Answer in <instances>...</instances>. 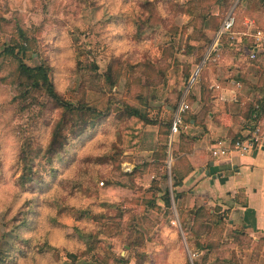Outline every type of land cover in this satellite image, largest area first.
<instances>
[{
  "label": "rangeland",
  "instance_id": "1",
  "mask_svg": "<svg viewBox=\"0 0 264 264\" xmlns=\"http://www.w3.org/2000/svg\"><path fill=\"white\" fill-rule=\"evenodd\" d=\"M208 4L207 0H0V43L19 40L22 28L35 54L26 64L33 67L45 60L57 92L73 103L88 102L102 110L108 106L119 110L127 103L143 108L151 119L164 120L172 114L175 118L186 96L192 112V88L196 83L200 90L202 84L210 86L213 67L230 64L234 56L246 67L251 64L249 52L241 54L236 44L205 63L212 44L206 47L205 36L212 34V20H203ZM257 15L263 27L264 15ZM240 16L233 40L245 38V16ZM16 67L12 60L0 62V264H120V259L129 264H194L201 256L189 250L177 210L187 209L186 205L175 204L168 215L161 200L157 203L164 211L159 212L137 203L151 197L147 191L153 186L152 177L162 190L172 192L171 136L165 166L150 162L159 150V138L152 156L143 155L147 131L151 127L159 131L156 126H143L139 147L129 148L125 135L131 120L111 113L86 134L71 139L52 166L46 167L37 156L40 183L26 189L17 184L20 149L47 148L59 111L49 104L42 115L43 106L19 98ZM110 68L118 72L113 88L105 77ZM261 80L264 88L263 76ZM251 97L239 99L242 112L247 102H255ZM119 207L125 211L122 219ZM228 221L222 235L215 230L206 239L222 245L208 264L229 260L233 254L243 264L248 250L262 251L248 235L236 245L244 230L230 231ZM78 231L94 238L81 237ZM130 242L138 246L131 249ZM44 244L52 249L42 251Z\"/></svg>",
  "mask_w": 264,
  "mask_h": 264
},
{
  "label": "trees",
  "instance_id": "2",
  "mask_svg": "<svg viewBox=\"0 0 264 264\" xmlns=\"http://www.w3.org/2000/svg\"><path fill=\"white\" fill-rule=\"evenodd\" d=\"M209 1V9L206 12L205 16H203V20L211 19L212 26L210 36H205L206 47H208L214 40L216 33L219 31L221 24L220 17L226 15L233 8V0H207ZM205 6L206 3L201 4ZM258 5L260 10H258V14L264 13V0H246L245 6L239 4L235 9V17H236V25L231 31V34H225L220 38V49L223 51L226 48H231V45L236 44L237 48H239L240 53H244V45L249 44L245 38L241 40H233L231 37L234 34L235 28L238 24V17H241V13L243 15L252 8ZM244 8V9H243ZM262 9V10H261ZM239 15V16H238ZM253 17V16H251ZM223 18V19H224ZM259 18V17H257ZM256 18V24L258 25V29L264 31V27H260V19ZM244 28V27H243ZM246 29V28H245ZM19 32V40H12L11 43H0V62L5 60H12L17 64L16 67V86L20 90L19 98H23L27 100L28 98L33 101V105L36 104L38 106H43L42 109L44 111L39 112L40 114H44L47 108V105L53 106L54 109L59 111V118L55 122L52 132H51V140L49 145L45 149H40L36 152L35 149L31 148L30 145H23L20 149L17 165L19 168V175L17 176V184L26 189L28 186L33 185L35 183H40L42 179L41 170L35 169V161L36 157H42L43 162L46 164L45 166H52L54 160L59 158L62 153L67 149L69 142L71 139L80 137L86 134L89 130L95 128L99 122L103 119L108 118L111 113H118L122 116H126L131 120L129 127L126 130L125 135V144L129 148L137 149L141 140V128L143 126H156L159 128V150L154 154V166H165V162L168 157V147L170 140V132L172 126V116L170 118H166L164 120L160 119H151L149 114L143 110V108L131 105V104H123L122 108L114 109L111 106H108L106 110L99 109L95 105H91L88 102H78L73 103L67 99H65L62 95H60L55 87V84L52 80V68L45 61L41 60V63L36 66H29L26 64V60L33 59L34 52L30 50L29 47V37L26 35L22 28L18 29ZM212 35V36H211ZM236 41V42H234ZM28 44V45H27ZM251 45V44H250ZM243 47V48H242ZM252 47V46H250ZM259 54V53H258ZM258 54L256 58L258 57ZM255 58V59H256ZM207 66V65H206ZM93 69L96 71L97 67L94 65ZM159 74L164 75V71L160 70ZM106 81L110 85L111 88L116 86V80L118 78V72L113 71L110 68L108 73L105 75ZM189 78V74H187L184 80L187 81ZM211 88L210 86L203 85L201 89V97L202 103H205V108L209 111L212 107L211 105ZM37 97L43 99V101L37 100ZM181 98V94L177 95V101L173 106V111L176 110L178 101ZM30 108V107H29ZM243 115L247 120L248 130L254 132L257 128L260 127L261 119L264 115V98L257 99L255 102L250 103L247 102L245 109L243 110ZM183 124L179 130V142L173 146V158L174 160L179 159V155L181 152L189 153L192 145L194 144V139L190 137V135L186 134L184 131L185 126H189L193 117L191 116L190 111H186L182 114ZM244 137L238 136L229 141L235 142L237 140H241ZM180 162V161H179ZM184 167H186L187 171H189L188 164L184 161L180 162ZM178 168L174 167L172 170V181H173V194L174 200L177 204L179 199L183 198V195L176 192L177 188L180 187L184 181V177L178 173ZM130 174L129 176H132ZM147 192L151 193V197L143 198V202L138 201L137 203H142V206L145 207L148 211H164L166 210L169 215L173 209L172 206V198L169 192H163L159 183L156 180L153 181V186ZM160 194V196H158ZM162 199L164 203V210L157 203L158 200ZM237 204L245 205L244 198L242 194H239L235 200ZM119 217L120 219L124 218L125 211L121 210L119 207ZM180 223L182 230L184 231L186 242L188 244L189 250L191 253L195 255L201 256L200 258L194 259V264H208L209 257L216 253V251L222 248V245L216 241L206 240L210 235H215V230L217 235H222L224 231V225L226 221L229 220L228 214L229 210H222L221 208H216L213 210V213L207 211L204 207H196L190 206L189 208H177ZM99 220V218L95 217ZM137 220V216L134 217V221ZM191 221V222H190ZM189 222L192 224L190 230H188ZM134 223V222H133ZM134 234L137 233L136 225L132 226ZM81 237L91 239L94 238L92 234L83 233L78 231ZM240 238L235 240L232 243L237 245V242L246 240V235L244 233L239 234ZM48 244H44V249L42 251H50L52 248L47 246ZM137 245L129 243V247L131 249H135ZM141 246V245H140ZM70 259H76V256L73 254H69ZM216 264H242L237 260V257L233 254L232 257L227 259H218ZM120 264H129V261L125 259H120Z\"/></svg>",
  "mask_w": 264,
  "mask_h": 264
},
{
  "label": "crops",
  "instance_id": "3",
  "mask_svg": "<svg viewBox=\"0 0 264 264\" xmlns=\"http://www.w3.org/2000/svg\"><path fill=\"white\" fill-rule=\"evenodd\" d=\"M233 4L236 9L239 4L245 6L246 0H239L238 3L233 0ZM259 8L255 5L244 14L245 23L256 22ZM261 22L264 27V16L261 17ZM256 27L259 28L257 24ZM245 40L249 44L244 45V52H249L253 38L245 37ZM220 51L223 52L221 49ZM246 56L251 61L247 67L242 64L241 59L237 60L234 56L230 64H219L210 70L212 107L209 111L204 109L205 103H202L201 90L197 83L192 88L191 95L195 100L191 106L193 121L185 127V133L195 141L189 153L181 152L179 159L175 160L174 167L178 168L179 174L185 176L182 185L176 190L183 195L177 205L182 201L186 208L204 207L211 213L212 208L229 210L230 231L239 233V230L243 229L245 235L253 238L255 245L262 247L260 252L248 250L243 264H264V115L260 122L262 142L251 153L245 156L233 154L221 159L214 158L211 154V148L217 140L229 141L238 136L245 138L250 135L251 131L248 130V122L243 115L239 99L247 98L250 94L251 101H256L258 97L264 98V88L261 86V77H264V47L260 49L256 59H251L249 53ZM158 133L155 127L148 129L143 153L145 157L152 156L155 152ZM171 141L172 145L178 143V134ZM179 161L186 162L189 171ZM150 162H153V159ZM152 180L156 179L152 177ZM170 180L172 192L166 188L163 192L170 193L174 207L176 202L172 176ZM239 194H242L245 205L234 201Z\"/></svg>",
  "mask_w": 264,
  "mask_h": 264
},
{
  "label": "built area",
  "instance_id": "4",
  "mask_svg": "<svg viewBox=\"0 0 264 264\" xmlns=\"http://www.w3.org/2000/svg\"><path fill=\"white\" fill-rule=\"evenodd\" d=\"M239 0H237V3ZM236 25V17H235V6L230 10V12L226 15V17L222 20L219 31L216 33L215 38L209 48V51L206 56L205 63L209 61L217 60L220 55V38L225 34H231V31ZM246 32L244 34L245 37H252L253 44L249 50L250 58L255 59L260 49L264 47V31L258 29L254 21H247L245 23ZM199 69L195 72L192 80L190 82V87L195 84L197 77L199 76ZM219 88V87H217ZM190 110V106L187 104V96L183 99L181 104L179 105L177 112L175 114L174 121L171 126V140L177 134H179L180 127L183 124L182 114L186 111ZM262 130L257 128L252 134L249 136L237 140L235 142L226 141V140H217L212 148L211 154L214 158H228L233 154H238L240 156H245L255 150L260 146L262 142Z\"/></svg>",
  "mask_w": 264,
  "mask_h": 264
}]
</instances>
